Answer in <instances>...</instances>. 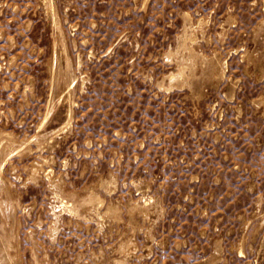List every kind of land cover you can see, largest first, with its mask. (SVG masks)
<instances>
[{
	"label": "rangeland",
	"instance_id": "obj_1",
	"mask_svg": "<svg viewBox=\"0 0 264 264\" xmlns=\"http://www.w3.org/2000/svg\"><path fill=\"white\" fill-rule=\"evenodd\" d=\"M0 264H264V0H0Z\"/></svg>",
	"mask_w": 264,
	"mask_h": 264
}]
</instances>
